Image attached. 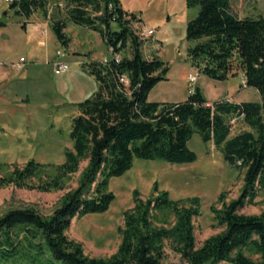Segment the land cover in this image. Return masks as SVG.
Segmentation results:
<instances>
[{"label":"trees","instance_id":"trees-1","mask_svg":"<svg viewBox=\"0 0 264 264\" xmlns=\"http://www.w3.org/2000/svg\"><path fill=\"white\" fill-rule=\"evenodd\" d=\"M66 1L69 21L98 32L121 60L82 66L97 80L98 90L76 104L79 114L70 133L73 148L66 151V161L56 167L54 176L46 174L48 165L30 161L0 177L2 186L30 188L43 175L34 188L48 193L61 190L87 162L79 187L64 197L52 215L45 217L29 207L0 217V264H264V213H238L264 187V16L240 18L230 0H186L189 8H199L186 30L189 61L201 74L219 82L242 72L247 87L259 93L260 103L221 100L210 104L200 88L182 102H150V92L167 80L170 68L158 56L144 55L147 40L139 34L142 20L123 10L120 0ZM52 4L51 0L9 1L10 9L24 20L38 12L52 19L54 35L68 47L67 22L58 19ZM135 24H139L137 30ZM124 75L130 81L128 87L120 81ZM240 116L239 122L251 131L231 136L230 122ZM194 133L206 144L212 142L231 167L245 171L239 199L213 210L215 221L225 227L223 232L197 248L193 221L200 215L199 199L174 201L155 186L157 195L147 200L134 193V207L124 213L121 244L113 256L89 257L81 244L67 236L74 218L110 209L115 201L108 190L110 180L131 170L136 159L194 163L197 154L188 147ZM167 212L174 222L157 226V213ZM167 243L184 262H165ZM246 248L255 250L259 258L245 255Z\"/></svg>","mask_w":264,"mask_h":264},{"label":"rangeland","instance_id":"rangeland-1","mask_svg":"<svg viewBox=\"0 0 264 264\" xmlns=\"http://www.w3.org/2000/svg\"><path fill=\"white\" fill-rule=\"evenodd\" d=\"M51 1V7H57L54 12L58 10L60 14L58 19L67 22L65 33L71 39L73 52L61 44L53 32L51 39H47L43 47L35 48L33 44L24 42V19L17 17L8 2H0V23L4 24V27H0V62L18 61L22 56L26 58L25 67L18 70L19 72H12L25 76L18 84L19 96L29 95L31 98L27 106H20L21 101L12 104L0 102L2 107L4 106L2 111L5 112L0 114L1 178L15 168L22 169L30 161L48 165L46 174L55 175L56 167L66 161V151L73 148L70 139L72 121L79 114L73 102L84 101L98 88L96 79L85 75L81 66L75 63V55L82 57L78 61L89 57V52L92 51L97 53L96 58L102 55L112 57L105 44L101 43L99 47L96 45L95 41L99 38L95 33L87 27L69 21L66 0ZM230 1L233 13L240 18L264 16V0ZM198 12L199 8H196L191 13L197 16ZM36 17L44 16L38 12ZM113 28L117 29V26L114 25ZM134 30H137L136 26ZM161 30L165 32L164 28ZM151 42H155V39ZM57 51L64 54L63 59L70 65L69 72L59 76L54 74L53 65L50 64L57 59ZM171 56H174V62L169 65L171 82L167 87L172 89L167 92L169 101L185 100L190 91L196 88L205 90L208 94L210 86L204 81H215L207 77L208 79L201 78L198 83L191 82L190 77L199 75L200 70L190 66L189 59L188 62H181L179 55ZM221 85L225 88V94L234 97L235 101L261 102L259 93L245 84L242 72L230 77ZM245 131L251 129L243 122H236L231 136ZM188 147L197 154L194 163L177 165L160 160L136 159L131 170L110 180L108 190L115 195L110 209L103 214L74 218L67 236L81 244L89 257L106 259L113 256L121 244L119 228L124 226V213L134 207V193L137 192L143 200H147L157 195L155 186L160 192H168L174 201L199 199L200 215L193 221L197 248L210 237L223 232L225 227L215 221L213 210H221L225 205L239 199L244 188L245 171L231 167L214 144H206L198 133L193 134ZM86 166L87 162H83L79 171L66 180L61 190L48 193L34 188L43 175L31 182L30 186L33 188L18 187L14 184L0 185V217L10 210L29 207L35 208L45 217L52 215L64 197L79 187ZM238 213L247 216L263 214L264 187L258 188L257 197L246 202ZM157 218V226H169L174 222V216L169 212L157 213ZM165 250L166 263L184 262L182 257L171 249L169 243ZM243 252L254 260L259 258L255 250L246 248Z\"/></svg>","mask_w":264,"mask_h":264},{"label":"crops","instance_id":"crops-1","mask_svg":"<svg viewBox=\"0 0 264 264\" xmlns=\"http://www.w3.org/2000/svg\"><path fill=\"white\" fill-rule=\"evenodd\" d=\"M120 1L123 10L127 11L128 13L135 14L140 20H142L141 31L147 29L155 30V34L152 37V40L155 39V42H151L152 40L150 39L146 42L143 48L144 55L146 56V58L151 59V57L158 56L162 61L170 65L174 62V56L171 55H179V57H181V62L183 61L188 62V49L190 47V43L187 41L186 38V30L188 23L196 17L195 13H191L192 10H195L196 8H189L187 6L186 0H120ZM51 21L52 19L50 18H45V17L38 18L36 17V14L31 19L24 20V22L22 23V29L25 34L24 42H26L27 44H33L35 48L43 47L46 44L47 39H51V34L53 32L51 28ZM134 26L139 28L138 27L139 24H135ZM163 28L165 29L164 33L161 30ZM89 30L95 33L96 36L99 38L96 39L95 41L98 47L100 46L101 43L105 44L101 35L98 32H95L91 29ZM71 45L72 44L70 42L68 46V50H71L73 52L74 49L73 47H71ZM108 51L111 54L110 48H108ZM89 53L90 55L89 57H87L88 60L85 57L84 60L82 61L81 60L78 61V59H82V57L79 54L75 55L76 58L75 60H77L75 63L81 66L82 72L85 75H89V74L83 70L82 66L84 64L93 61L100 62L104 58L108 57L107 55H102L100 58H96L97 57L96 52L92 51ZM148 55L150 56L148 57ZM33 56L36 57L35 55H31V57ZM46 56L47 55H45V57ZM179 57L177 56V59ZM15 62L17 61L10 63L0 62V102H7L12 104L17 102L20 103L21 101L22 103L19 104L20 106L21 105L27 106L31 98L29 95H26L24 97L19 96L18 84H20V82L24 80L25 76L22 77V74L18 76L12 72V70L18 71L14 69L11 65L12 63ZM54 62L55 61L51 62L50 64L53 65ZM186 65L187 63H185V66ZM190 66H193L192 63ZM170 74L171 72L169 71L167 75V80L158 83L152 89V91L149 94L150 102L177 103V102L185 101L187 99L186 97L185 100L182 101L181 100L169 101L170 99L167 98L168 96L167 92L169 90H172V89H168L167 87V85H169L171 82ZM17 76L19 78H17ZM201 78L206 79L207 77L199 73L195 83H198V81ZM214 81L215 83L210 82L208 80L204 81L206 82L207 86H210L208 94H206L205 90L204 91L201 90L210 104L221 100H229L231 102H236V103L247 102V101H235L234 97H230L228 94H225V88L221 85L225 81L224 82H219L216 80ZM73 103L77 104L80 102H73ZM3 107L0 104V114L5 113L4 111H2Z\"/></svg>","mask_w":264,"mask_h":264},{"label":"built area","instance_id":"built-area-1","mask_svg":"<svg viewBox=\"0 0 264 264\" xmlns=\"http://www.w3.org/2000/svg\"><path fill=\"white\" fill-rule=\"evenodd\" d=\"M9 1L10 0H0V2H8V3H9ZM139 34L142 38H144L145 40L148 41L154 36L155 30L154 29H147V30L141 31ZM110 52H111L112 57H106L102 61H100V63L102 65H108L112 59H114L116 63L120 62V60H121L120 54H114L112 48L110 49ZM56 56H57V59L53 63L54 74L59 76V75H64V74L68 73L70 70V65L67 61H65L63 59L64 54L61 51H57ZM151 58H153V57H151ZM26 63H27L26 58L21 57L19 59V61L12 63L11 65L14 69L21 70L26 65ZM197 77H198V75L191 76L190 81L195 82L197 80ZM120 81H121V83H123L127 87L130 85V81L126 75L122 76L120 78ZM192 92L193 91H190V93H192ZM242 119H243V116L232 119L230 122L231 127L233 128V125H235L236 122H239Z\"/></svg>","mask_w":264,"mask_h":264}]
</instances>
